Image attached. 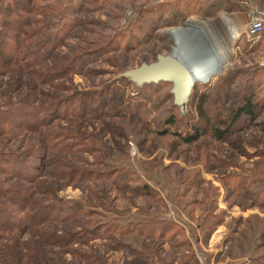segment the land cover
Segmentation results:
<instances>
[{
    "label": "rangeland",
    "instance_id": "obj_1",
    "mask_svg": "<svg viewBox=\"0 0 264 264\" xmlns=\"http://www.w3.org/2000/svg\"><path fill=\"white\" fill-rule=\"evenodd\" d=\"M246 3L264 8V0H0L3 20L10 19L7 12L12 20H27L8 30L10 49L16 44L23 51L28 40L14 35L24 28L40 31L33 43L41 38L45 47L59 36L64 39L32 69H0V127L20 134L0 136V264H87L68 251L72 248L98 256L97 264H264V37L248 41L241 34L232 40L229 33L235 25L241 32L247 22ZM64 22L65 31H59ZM172 32L187 34L189 42H176ZM193 38L197 47L223 50L225 60L218 59L213 71L195 79L192 90L208 93L213 126L230 130L218 139L212 126L184 144L171 128L158 134L166 115L179 120L177 131L200 118L188 104L183 110L174 107L172 83L135 86L118 78L123 70L173 48L184 52L193 45L186 55L199 61L204 52L194 51ZM74 55L71 72L44 81L45 73L59 70ZM24 91L32 93V113L38 118L63 101L56 106L57 118L34 123L38 127L29 134L22 126L33 122L26 109L1 113ZM80 92L90 93L78 106ZM248 94L255 101L254 115L231 122L236 102ZM115 108L128 113L114 116ZM83 110H93L96 117L77 118ZM135 110L139 117H128ZM67 129L86 137L81 145L88 153L54 148L57 139L44 137V132ZM68 167L119 171L106 180L75 175L68 182L56 174ZM121 173L124 178L117 177ZM114 177L119 184L137 178L146 191L117 188ZM25 191L29 201L20 202ZM39 205L44 223L32 218ZM78 206L96 213L54 218ZM22 208L29 214L23 221ZM121 213L147 225L127 232L107 221ZM89 218L106 223L98 238L79 246L61 243ZM126 244L134 251H127Z\"/></svg>",
    "mask_w": 264,
    "mask_h": 264
},
{
    "label": "trees",
    "instance_id": "obj_2",
    "mask_svg": "<svg viewBox=\"0 0 264 264\" xmlns=\"http://www.w3.org/2000/svg\"><path fill=\"white\" fill-rule=\"evenodd\" d=\"M16 1H19V0H16ZM3 8L0 6V15H1V11ZM256 8L264 9L261 7L259 8L257 6H256ZM6 10L9 11L8 7L6 8ZM6 15L9 16L10 19L4 18V20H3L0 16V69L3 70L5 73H8L10 70H14V69L15 70L18 69L19 71L22 70V68H27L28 70L32 69V66H35L36 63L42 62L46 58L45 54L52 51V48H55L54 45L61 46L62 42L64 41L63 37L59 36L56 39V42H55L56 44H52L51 46L45 47L46 40H42L41 38H38L37 41H35V43H33L34 37L36 35H39L40 31L36 32V30L30 29V28H28V29L24 28V29H21L18 34L14 35V36L19 35L20 37H22L21 38L22 41L28 40V43L25 46H23L24 47L23 51H20L21 46L16 45V44H15V46H13L10 49V47H9L10 40L7 36L8 30H11L10 27H13L14 24L18 25L20 23L21 25H24V24L27 25V23H26L27 20L23 24L22 22H20L22 20H20V21L12 20V18H14V16H12L13 13L7 12ZM46 21H47V19H46ZM40 23H45V22L42 20V21H40ZM74 25H73V27H74ZM64 26H67V23L64 22V25L61 26L59 31L64 32L66 29ZM14 30H15V28L12 29V31H14ZM14 33H15V31H14ZM46 36H48V37L50 36L49 31H47ZM263 37H264V25H263L262 31L260 33L259 39H261ZM7 44H8V46H7ZM37 48H39L40 50L42 49V52L39 51L37 53V51H36ZM38 56L40 58H37ZM77 58H78V56L74 55L69 60V62L65 63L59 70H55L52 72L45 73L44 74V77H45L44 81H47V80L52 81L54 79H57V78L63 76L64 73H66L65 71H67V73L71 72V67H72L71 64L74 60H77ZM39 59H40V61L38 62ZM88 63L89 62H87V64ZM118 80L120 82L123 81L125 83H129V84L133 85V83L130 82L127 78L120 76L118 78ZM163 82H165V81H160L158 83H163ZM158 83H156V84H158ZM152 84H155V83H149V84H144V85H152ZM89 93L90 92H85V93L80 92L78 95L75 96V98L78 99V102H77L78 106H79V103L82 102L83 98L88 97ZM93 95H95V94H93ZM111 95H112V93H111ZM14 99H15L14 102H11V103L5 105V107L2 109L1 113L5 112V114H7L11 110L13 112V109H15V108H22L23 110L26 109L28 111V115L33 119V122L27 123V125H22L24 127V133L25 134H29L32 131H35L37 129L38 125L34 124V123H38L39 121H46V120L49 121V123H50L55 118H57L58 116L53 117L54 115H56L54 113L57 111V109H58L57 107L63 102L62 100H57L55 102V106H53L54 107L53 112H50V114H48V112H47L46 114H44L43 116H40V118H38L37 114L35 115L32 113V109L35 110V108L33 106L34 105L33 104V97H32L31 92L24 91L23 93H21V96L16 95V97ZM208 100H209L208 93L199 92L198 90L193 89L187 104L190 105L191 108H193V110H191V112L192 113L195 112L196 114H199L200 118H197V117L193 118V116H192V118L195 121H192V119L188 120V121H191V123L189 125H186V130L177 131L174 129L179 128V124H180L179 120H177L175 118V116L172 114L166 115L164 120H163L165 128L159 130L158 134H160V135L167 134V133H169L170 128H171V129H173V134L176 137H178L182 141V143L189 144V143H193V142L197 141L201 137L202 132L204 130H206L209 127L212 128V126H213V124L211 123V116L209 115V112H208V104H207ZM52 105H54V103ZM174 107H177V106L174 105ZM254 107H255V101L252 99V96L250 94L241 97L240 100L236 102V105H235L236 109L233 108V110L235 109L234 116L232 117V119L230 121L234 122L236 119L240 118L242 115H245L246 117L251 118L255 112ZM86 110H83V113L81 115H77V118H81L82 116H85V115H90V117H92V118L96 117L93 110H91L88 113ZM123 111L124 110H119L118 108H115V109H113L112 115H114V116L127 115L126 113H128V111H125V112H123ZM139 114H141L139 112V110H135L134 112H131L128 117H136V116L139 117ZM25 115L26 114L24 113L23 116H25ZM66 115H67V113L63 115L62 119H65ZM11 120H13V119L11 118ZM20 121L24 122V118H21ZM21 122H18V123L20 124ZM13 124L16 125L15 122H13ZM45 124H48V123H45ZM231 124H233V123H231ZM218 127H221V126H213L214 130H213L212 135L218 139L225 138L227 133L229 132L230 128L225 129L223 127L222 128H218ZM0 130H1L0 136L9 135L10 138H12V139L20 136V134L19 135L16 134V131L13 130L12 128H9V127L6 128L3 126V127H0ZM44 134H45L44 137L46 138V140L48 138V135H50L49 138H54V139L56 138L57 140L60 139L59 141H57V140L54 141V143L52 145V147L55 146L54 148H59L62 150L65 149L66 151L82 150L84 152L87 151V153L89 151V150H86L84 148L86 146L85 144L81 145V142H82L81 140L85 139L86 137L85 136H82L83 138L78 137L77 136V130H72V129H70V130L69 129L59 130V131L53 130L51 132H44ZM78 134L83 135L82 133H79V132H78ZM78 141H80V142H78ZM31 146H29V147H31ZM98 161H100V163H101V159H99ZM94 164L97 165V162H94ZM63 169H65V170H61V171L57 172L56 174L59 175L61 179L66 178V180L68 182L72 181L74 179L75 175H78L79 179H83L84 177H89L92 179L102 178V179L106 180V178L110 179L114 173H117V171H119L118 168H114L113 172H111V170H109L108 173H104L103 171H100V170L93 171V170H89V169L76 168V167H70V168L68 167V168H63ZM123 175H124V173H121L117 177L121 176L122 178H124ZM132 176L135 177V175H132ZM117 177L112 178V182H111L112 184L113 183L117 184L116 185L117 188L121 187L122 190L124 188L129 189L130 193H132V194H137L138 191L141 190V188H142L141 185L139 184L137 178H134V179L129 178L125 181V183L119 184V182L116 183V181L119 180V179H117ZM32 179H33L32 181H35L36 177L32 178ZM130 183H133V185L129 186ZM144 188H147V186H144ZM144 188H142L143 189L142 191H146V189H144ZM20 191H23V190H20ZM26 193L27 192L25 191V194H21L20 198H18L20 200V202H24L25 200L29 201V195H28V193L27 194ZM38 207L37 208L35 207L32 209V211H33L32 212L33 213L32 218L34 219L35 216L37 217L36 223L42 222V220L45 217L43 215L45 212L41 211L43 206L39 205ZM67 209L69 210V213L66 212V214L62 215L60 212L59 216H56L54 218L75 219V216L80 217L81 215H83V217H91L92 215H94L96 213L94 210L93 211H91L90 209L85 210L83 208V206H78L77 208H67ZM92 209H94V208H92ZM83 210L85 212H82ZM61 211H63V210H61ZM28 215H29L28 212H26V211L24 212V209L22 208V215L20 216V220H22V221L25 220L28 217ZM121 216L123 217L124 215H122V213H121ZM121 216H120V218L112 216V218L110 220H107V221H110L115 226H120V225L125 226V228L127 229L126 230L127 232H130V230L136 229L137 227H140L139 230L143 231V227H145L147 225V221L141 222L139 220H134V219H128V218L125 219L124 217L122 218ZM44 222L45 221H43L42 223H44ZM102 223H104V222H101V221L95 222L93 219L89 218L88 220H86V223L84 226L80 227L77 231H75V232L69 234L68 236L64 237L63 242H61V243H63L64 245H68L69 243H70V245L71 244H77L79 246V245H82V244L88 242L91 239L98 238L99 237L98 232H99L100 228H102V226H104L106 224V223L105 224H102ZM118 229H122V228H118ZM60 240H62V239H56V243L60 242ZM121 242H123V239L118 241V243H120V244H121ZM123 247L127 251H130V252L134 251V250H132V248L130 249V247L127 244L125 246L123 245ZM68 251L71 252L72 254L74 253L75 255H77L81 261H85V262H87V264L99 263V257L96 255H89L87 253H82V251H79L76 248L69 249ZM141 256H142V254L139 253L138 258H140ZM62 264H64V263H62Z\"/></svg>",
    "mask_w": 264,
    "mask_h": 264
},
{
    "label": "water",
    "instance_id": "obj_3",
    "mask_svg": "<svg viewBox=\"0 0 264 264\" xmlns=\"http://www.w3.org/2000/svg\"><path fill=\"white\" fill-rule=\"evenodd\" d=\"M120 76L127 78L135 86L160 81L171 82L173 104L181 110L186 106L195 84L190 65L171 51L167 54L158 53L154 61H142L136 67L124 70Z\"/></svg>",
    "mask_w": 264,
    "mask_h": 264
},
{
    "label": "bare ground",
    "instance_id": "obj_4",
    "mask_svg": "<svg viewBox=\"0 0 264 264\" xmlns=\"http://www.w3.org/2000/svg\"><path fill=\"white\" fill-rule=\"evenodd\" d=\"M197 29L198 28H196V30ZM237 30L239 31V29H238V27L236 25L233 26V29L230 30L233 36H235L237 34L236 33ZM175 34L176 33L172 32V36L175 39V41L178 40V39H181L180 41L182 43L189 42L187 37H186L187 34L186 35L185 34H181V36L177 35V34H176L177 35L176 36ZM190 35H195V34L192 33ZM180 37H182V38H180ZM195 43L196 44L198 43V39L197 38L194 39V44ZM196 44H195V47H194V51H196V53H197L200 50L198 49ZM189 45H190V43H189ZM192 49H193V45H192V48L190 46L189 48H186L185 51H187V50L191 51ZM185 51L183 52L181 48H178V49L173 48L171 50V52L174 55L178 56L180 59H182V60H184V59L187 60L188 59L187 63L190 65V72H192L193 80L199 78V76L206 77L210 73L211 69L213 71L216 68L217 64H219V63H217L218 59L225 60V57H223V55L220 54L219 49L217 47L214 48L213 46L209 50H207V52H208L207 55L206 56L203 55L202 59H200L199 61H197L196 59H192L191 57L187 56ZM182 109H184V108H182Z\"/></svg>",
    "mask_w": 264,
    "mask_h": 264
},
{
    "label": "built area",
    "instance_id": "obj_5",
    "mask_svg": "<svg viewBox=\"0 0 264 264\" xmlns=\"http://www.w3.org/2000/svg\"><path fill=\"white\" fill-rule=\"evenodd\" d=\"M247 7H248L247 22L244 24V27L241 30V32L239 31L238 34L239 36L238 37L236 35L233 36L231 31L229 30L230 37L232 40L239 38L241 34H243L246 37V39H248V41L253 39H258L260 37V33L264 25V10H260L256 8L251 3H248Z\"/></svg>",
    "mask_w": 264,
    "mask_h": 264
},
{
    "label": "crops",
    "instance_id": "obj_6",
    "mask_svg": "<svg viewBox=\"0 0 264 264\" xmlns=\"http://www.w3.org/2000/svg\"><path fill=\"white\" fill-rule=\"evenodd\" d=\"M237 26H238V25H237ZM196 45H197V44H196ZM198 49L201 50V52H204V56L207 55V53H208L207 50H208V49H204L202 45H201L200 47L198 46ZM219 52H220L221 55H224V54H223V50H219ZM223 57H224V56H223ZM219 63H220V62H219Z\"/></svg>",
    "mask_w": 264,
    "mask_h": 264
}]
</instances>
